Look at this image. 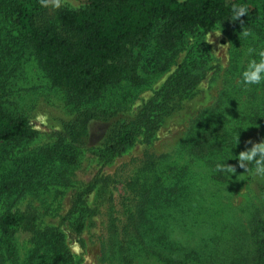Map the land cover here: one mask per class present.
I'll return each instance as SVG.
<instances>
[{"label":"trees","instance_id":"1","mask_svg":"<svg viewBox=\"0 0 264 264\" xmlns=\"http://www.w3.org/2000/svg\"><path fill=\"white\" fill-rule=\"evenodd\" d=\"M261 3L82 0L79 7L64 5L51 15L47 0H0V264H75L60 228H42L38 211L21 203L31 194L66 182V174L86 152L93 122L108 124L95 151L105 163L128 152L139 137L152 138L157 123L182 108L200 82L196 65L200 67L207 59L201 39L217 25L236 40L245 27L252 33L249 38L264 45ZM237 5L246 7L248 14L231 21V10ZM191 38L196 42L188 47ZM186 50V60L156 96L135 115L123 113L124 103L166 75ZM32 59L65 97L70 117L53 144L29 150L39 133L10 100L22 91L20 82ZM251 121L264 127V110L256 112ZM208 134L212 142L206 147L200 141L197 148L202 154L197 155L207 157L210 164L211 158L232 163L227 158L235 143L232 135L222 125L210 127ZM178 186L166 188L162 183L154 191H146L145 196H154L156 206L144 202L147 209L138 213L139 218L145 219L154 207L170 204L181 190ZM84 195L76 193L69 213V222L78 234L86 224ZM22 235L31 244L23 258L19 249ZM258 246L256 264H264V238ZM159 256L165 264H183L180 259ZM229 264L249 263L239 254Z\"/></svg>","mask_w":264,"mask_h":264},{"label":"rangeland","instance_id":"2","mask_svg":"<svg viewBox=\"0 0 264 264\" xmlns=\"http://www.w3.org/2000/svg\"><path fill=\"white\" fill-rule=\"evenodd\" d=\"M47 2L51 15L64 5H82V0ZM221 29L220 37L213 34V44L204 39L208 33L202 37L207 59L196 65L201 80L182 108L157 123L152 138L139 137L128 152L105 163L95 151L108 124L93 122L86 152L68 171L66 182L21 203L38 211L42 228H60L75 264H165L159 253L183 264H229L239 254L249 264L257 263L258 242L264 238V178L250 175L237 157L264 142V127L251 121L264 110V85L245 88L240 83L242 67L264 45H258L256 38L236 40ZM195 42L191 38L188 47ZM249 48L254 50L251 55ZM187 53L179 54L166 75L124 103L123 113L133 116L151 101ZM20 87L22 91L10 100L12 107L39 133L27 149L53 144L70 117L65 97L33 59L25 66ZM215 125H222L234 138L227 157L234 173H219L213 168L217 160L209 159L210 164L207 157L197 155L202 154L197 148L200 141L206 147L212 142L208 133ZM162 183L166 188L179 183L181 190L170 204L139 218L148 204L155 205L154 196L145 192ZM77 192H84L87 208L81 234L69 222ZM19 245L23 258L31 247L29 237L19 236Z\"/></svg>","mask_w":264,"mask_h":264},{"label":"clouds","instance_id":"3","mask_svg":"<svg viewBox=\"0 0 264 264\" xmlns=\"http://www.w3.org/2000/svg\"><path fill=\"white\" fill-rule=\"evenodd\" d=\"M248 11L244 6H234L231 10V21H238L241 17L247 16ZM221 25H217L212 32L208 33L204 39L208 44H213V34L216 37L221 36ZM241 38L247 39L252 36V33L247 28L243 27ZM253 49H248V54L253 53ZM240 83L245 88L252 86L264 85V50H260L251 59H248L246 66L242 67L240 72ZM239 166L246 169L253 177L264 178V142L255 143L250 149L243 151L237 157ZM215 170L219 173L231 174L235 169L224 163L222 160L215 165Z\"/></svg>","mask_w":264,"mask_h":264}]
</instances>
